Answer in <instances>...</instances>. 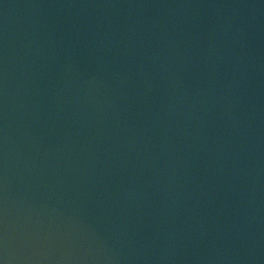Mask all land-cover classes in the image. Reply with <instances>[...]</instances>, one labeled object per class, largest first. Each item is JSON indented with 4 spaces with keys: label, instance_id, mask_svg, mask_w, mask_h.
Segmentation results:
<instances>
[{
    "label": "water",
    "instance_id": "1",
    "mask_svg": "<svg viewBox=\"0 0 264 264\" xmlns=\"http://www.w3.org/2000/svg\"><path fill=\"white\" fill-rule=\"evenodd\" d=\"M0 264H264V0H0Z\"/></svg>",
    "mask_w": 264,
    "mask_h": 264
}]
</instances>
